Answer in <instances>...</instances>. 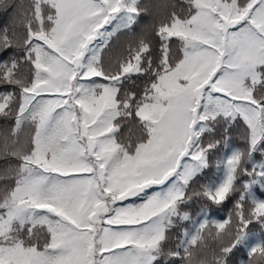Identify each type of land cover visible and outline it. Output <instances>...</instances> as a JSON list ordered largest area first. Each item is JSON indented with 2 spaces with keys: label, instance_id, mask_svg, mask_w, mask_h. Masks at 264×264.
<instances>
[{
  "label": "snow or ice",
  "instance_id": "snow-or-ice-1",
  "mask_svg": "<svg viewBox=\"0 0 264 264\" xmlns=\"http://www.w3.org/2000/svg\"><path fill=\"white\" fill-rule=\"evenodd\" d=\"M168 7L158 50L140 37L111 59L139 0H0V116L14 118L0 264H231L242 249L264 264V241L249 244L250 226L264 230V0ZM235 129L245 147L195 187ZM228 201L226 219H208ZM205 229L216 248L197 259Z\"/></svg>",
  "mask_w": 264,
  "mask_h": 264
},
{
  "label": "trees",
  "instance_id": "trees-1",
  "mask_svg": "<svg viewBox=\"0 0 264 264\" xmlns=\"http://www.w3.org/2000/svg\"><path fill=\"white\" fill-rule=\"evenodd\" d=\"M181 0H139V4L142 8L146 9L145 12L142 13L138 23L134 26L133 31L120 32L117 34L119 37L113 38V44L111 50L108 51L107 58L114 59L121 55L124 49L127 48L129 44H134L138 38L145 37L150 40L154 47L158 50V40L155 37L156 26L159 24L160 20L164 18V16L171 11V8L168 5L171 4H180ZM11 20L9 19V15H4L0 13V28L10 26ZM10 90V89H9ZM0 91H3V88H0ZM14 126V118L13 119H4L0 116V146H2V138L4 135H7L11 128ZM127 127L122 129V132L127 133ZM23 138V137H21ZM219 139V135L216 137ZM231 147L228 149H224L223 146L210 158L212 167L206 170L205 174L200 178L195 187L199 188L201 184H211L218 181V178L222 175V172H218L216 169V163L221 161L227 155H230L231 151L235 148H244V142L240 138L239 130L235 129L231 131ZM254 159L259 163L264 161V157H262L259 153L254 155ZM8 161L5 159H0V170H3L7 165ZM256 195L259 198H264V192H261L259 187L256 188ZM130 202V201H129ZM138 202V201H137ZM203 202H193L190 206H188L185 210L189 211L193 220H195L199 216V209ZM234 201H228L225 205L220 209L213 208L208 219L220 221L222 219H226L228 217L229 212L232 210ZM203 219V218H201ZM187 228L191 231L193 229V225L191 223L186 225ZM251 227V238L249 241L250 245L255 243H259L260 241H264V230H261L258 225L250 226ZM183 231V228H177L172 233V242L170 247H175V243L177 241L178 235ZM213 231H215L213 229ZM208 229H205L204 236L206 238L207 247L204 248H194V255L197 259H211L212 249L216 248V242L211 239L207 235ZM258 256L257 254H254ZM249 256L248 251L246 249H242L237 252L235 257H233L231 264H248Z\"/></svg>",
  "mask_w": 264,
  "mask_h": 264
},
{
  "label": "rangeland",
  "instance_id": "rangeland-1",
  "mask_svg": "<svg viewBox=\"0 0 264 264\" xmlns=\"http://www.w3.org/2000/svg\"><path fill=\"white\" fill-rule=\"evenodd\" d=\"M132 199H135V198H132Z\"/></svg>",
  "mask_w": 264,
  "mask_h": 264
}]
</instances>
